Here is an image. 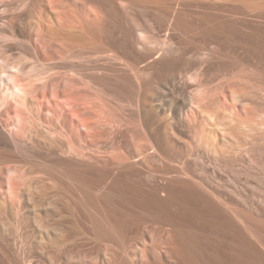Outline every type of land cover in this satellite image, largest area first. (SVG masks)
Segmentation results:
<instances>
[{"label":"rangeland","instance_id":"rangeland-1","mask_svg":"<svg viewBox=\"0 0 264 264\" xmlns=\"http://www.w3.org/2000/svg\"><path fill=\"white\" fill-rule=\"evenodd\" d=\"M161 1L0 0V264H264V7Z\"/></svg>","mask_w":264,"mask_h":264},{"label":"bare ground","instance_id":"bare-ground-1","mask_svg":"<svg viewBox=\"0 0 264 264\" xmlns=\"http://www.w3.org/2000/svg\"><path fill=\"white\" fill-rule=\"evenodd\" d=\"M17 1V0H16ZM23 1V0H22ZM25 1V0H24ZM146 3H153V4H160L162 1L161 0H144ZM176 0L174 2L179 3ZM212 3H223L222 5H228L233 3H239L242 5H252V7H259L262 6L264 7V2L263 0H210ZM21 3L18 4V2L14 3H5L6 8L13 7V13L8 16V17H1L0 16V39L1 40H11L14 39L18 43L21 42V40L24 39V34H23V28H24V14L26 11L22 10V6H20ZM22 5V4H21ZM220 4H218L219 6ZM237 5V4H236ZM229 6V5H228ZM250 8V7H249ZM260 8V7H259ZM1 9V8H0ZM7 11V10H6ZM9 13V12H8ZM31 24V23H30ZM82 27V26H81ZM84 29V28H82ZM7 68L5 66L1 65L0 66V80L6 84L8 88L16 90L18 95L21 90L23 89V86L21 84V79L20 77L15 75H7ZM9 137L5 134L3 130L0 129V143L3 145H8L11 147V143L9 142L10 140L8 139Z\"/></svg>","mask_w":264,"mask_h":264}]
</instances>
